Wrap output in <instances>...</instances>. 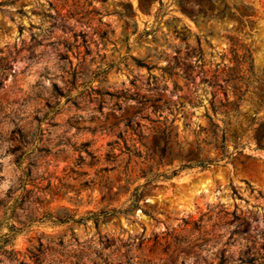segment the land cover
Instances as JSON below:
<instances>
[{"label": "rangeland", "instance_id": "1", "mask_svg": "<svg viewBox=\"0 0 264 264\" xmlns=\"http://www.w3.org/2000/svg\"><path fill=\"white\" fill-rule=\"evenodd\" d=\"M0 264H264V0H0Z\"/></svg>", "mask_w": 264, "mask_h": 264}, {"label": "trees", "instance_id": "2", "mask_svg": "<svg viewBox=\"0 0 264 264\" xmlns=\"http://www.w3.org/2000/svg\"><path fill=\"white\" fill-rule=\"evenodd\" d=\"M208 163V162H207ZM200 166H202V165H206L204 162H200V164H199ZM37 250L38 251H40V249L39 248H37ZM11 253H12V250L10 251ZM33 256H35V258L37 259L38 258V253H36V254H33ZM14 261H16L17 260V258H15V257H13L12 258Z\"/></svg>", "mask_w": 264, "mask_h": 264}]
</instances>
